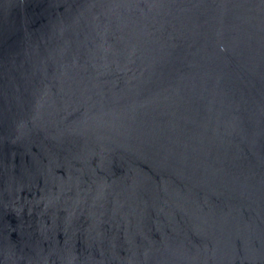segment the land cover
<instances>
[{
	"label": "water",
	"instance_id": "95a60500",
	"mask_svg": "<svg viewBox=\"0 0 264 264\" xmlns=\"http://www.w3.org/2000/svg\"><path fill=\"white\" fill-rule=\"evenodd\" d=\"M0 264H264V0H0Z\"/></svg>",
	"mask_w": 264,
	"mask_h": 264
}]
</instances>
